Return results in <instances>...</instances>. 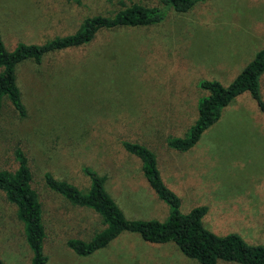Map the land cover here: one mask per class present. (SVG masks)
<instances>
[{
  "label": "rangeland",
  "instance_id": "1",
  "mask_svg": "<svg viewBox=\"0 0 264 264\" xmlns=\"http://www.w3.org/2000/svg\"><path fill=\"white\" fill-rule=\"evenodd\" d=\"M129 1L0 0V38L7 50L18 42L40 44ZM262 47L264 0H205L184 12L169 8L156 24L101 30L84 45L45 54L39 64L22 62L16 78L27 115L18 118L3 100L0 161L18 145L37 177L48 171L82 190L88 180L81 167H90L105 177L104 188L125 217L163 220L167 205L121 145L141 143L178 196L179 212L204 205L201 221L211 232L264 244V109L250 94L226 104L189 149L166 144L195 119L197 100L206 93L198 82L227 85ZM260 94L264 104V73ZM65 212L85 228L80 235L101 227L90 210L44 193L45 264H199L172 242L149 243L128 232L77 256L64 244L74 232ZM29 257L20 226L0 198V259L28 264Z\"/></svg>",
  "mask_w": 264,
  "mask_h": 264
},
{
  "label": "trees",
  "instance_id": "2",
  "mask_svg": "<svg viewBox=\"0 0 264 264\" xmlns=\"http://www.w3.org/2000/svg\"><path fill=\"white\" fill-rule=\"evenodd\" d=\"M200 1L205 0H158L152 5L132 0L128 4L120 2V7L111 14L84 17L71 33L55 36L40 44L18 42L12 50H7L0 38V109L6 99L18 118L27 115L16 78V70L22 62L39 64L45 54L84 45L104 29L156 24L164 18L169 8L184 12ZM263 73L264 47L254 53L227 85L215 80H200L198 85L206 93L197 100L195 119L182 136L169 137L166 144L179 151L189 149L201 132L218 119L221 109L242 92H248L256 104L264 109L260 94V78ZM121 145L138 160L149 188L167 205L168 214L165 219L125 217L105 190V177L90 167H81V172L88 180L87 187L82 190L66 180L55 178L48 171H44L41 178H38L33 172L28 154L18 145L10 148L7 163L3 164L6 160L0 161V198L11 208L12 218L20 226L22 239L30 253L28 264H45L47 261L43 252L44 193L60 197L68 206L90 210L100 223L101 227L92 233L80 235L85 229L79 227L81 222L76 224L73 214L63 213L67 217L65 222L74 231L65 239L64 244L80 257L92 254L120 233L128 232L137 234L149 243L172 242L185 257L199 264H218L220 260L239 264H264V244H248L236 233L217 235L211 232L201 221L206 211L204 205L195 206L185 213L179 212V198L163 183L153 152L141 143L122 141ZM41 187L44 188L43 192ZM0 264H4L1 259Z\"/></svg>",
  "mask_w": 264,
  "mask_h": 264
}]
</instances>
